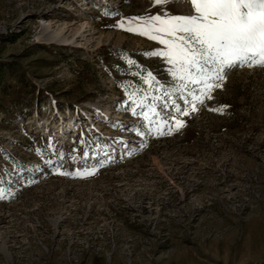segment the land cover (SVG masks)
I'll return each mask as SVG.
<instances>
[{
    "label": "rangeland",
    "instance_id": "rangeland-1",
    "mask_svg": "<svg viewBox=\"0 0 264 264\" xmlns=\"http://www.w3.org/2000/svg\"><path fill=\"white\" fill-rule=\"evenodd\" d=\"M160 12L0 0V264H264V67L229 69L183 127L137 136L124 92L139 81L121 56L168 77L143 55L156 42L115 25ZM64 24L74 38H52ZM53 152L62 171L96 172L60 175L44 163Z\"/></svg>",
    "mask_w": 264,
    "mask_h": 264
},
{
    "label": "snow or ice",
    "instance_id": "snow-or-ice-1",
    "mask_svg": "<svg viewBox=\"0 0 264 264\" xmlns=\"http://www.w3.org/2000/svg\"><path fill=\"white\" fill-rule=\"evenodd\" d=\"M167 3L168 0H153L154 5L161 7L160 13L132 17L129 21L121 19L115 25L156 42L160 47L143 55L159 57L168 77L158 79L136 61L121 56L130 68L136 69L132 74L139 81L129 82L124 92L130 102L125 110L138 115L146 129H136L139 137L164 135L166 127L167 134H171L183 127L184 120L180 117L196 112L200 105L211 100L214 91L222 87L229 69L264 67V0H186L190 12L175 15L168 13L164 7ZM47 146L55 148L50 136ZM36 152L41 155L40 149ZM54 157L53 152L44 163L60 175L84 178L96 172V167L62 171L54 167ZM4 193L5 189L0 188V199Z\"/></svg>",
    "mask_w": 264,
    "mask_h": 264
},
{
    "label": "bare ground",
    "instance_id": "bare-ground-1",
    "mask_svg": "<svg viewBox=\"0 0 264 264\" xmlns=\"http://www.w3.org/2000/svg\"><path fill=\"white\" fill-rule=\"evenodd\" d=\"M66 31H67V34L65 35L64 33ZM76 33H77L76 30L73 31V29L70 26H67L66 24H64L63 26H60L59 28L56 27V30H54L51 35H52V38L55 37L56 40L66 42V41H69L71 38H74Z\"/></svg>",
    "mask_w": 264,
    "mask_h": 264
}]
</instances>
